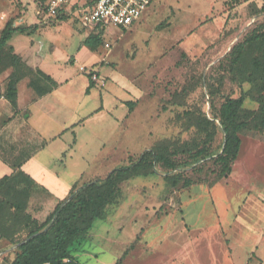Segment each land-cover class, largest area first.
I'll list each match as a JSON object with an SVG mask.
<instances>
[{
	"label": "rangeland",
	"instance_id": "obj_1",
	"mask_svg": "<svg viewBox=\"0 0 264 264\" xmlns=\"http://www.w3.org/2000/svg\"><path fill=\"white\" fill-rule=\"evenodd\" d=\"M263 3L154 0L128 28L105 26L102 44L91 50L83 43L90 27L83 26L80 11L68 9V17L54 24L53 16L38 14L39 0H0V29L9 18L35 24L29 33L12 35L16 53L37 51L45 56L41 69L73 82L61 120L78 121L75 148L60 157L73 137L68 129L62 143L37 150L27 166L30 174L58 200L75 182L104 177L160 138H188L192 129L176 119L181 108L169 103L171 94L197 83L185 100L209 115L204 80L222 73L221 59L233 44L264 28ZM90 71L94 86L85 93L80 84H87ZM249 86L226 77L221 94L237 97ZM214 99L218 106L220 94ZM126 100L136 101L131 112ZM244 106L257 104L246 99ZM37 137L33 143L40 144L42 135ZM221 139L218 132L213 152ZM201 167L187 166L184 172L193 179L187 188L172 190L161 170L123 182L102 218L73 244L72 255L81 264H264V131L241 137L226 178H216L210 160H202ZM45 168H55L58 177L41 179ZM54 205L35 198L31 210L41 221ZM15 246L0 239V264L13 258Z\"/></svg>",
	"mask_w": 264,
	"mask_h": 264
},
{
	"label": "trees",
	"instance_id": "obj_2",
	"mask_svg": "<svg viewBox=\"0 0 264 264\" xmlns=\"http://www.w3.org/2000/svg\"><path fill=\"white\" fill-rule=\"evenodd\" d=\"M261 9L264 10V3ZM44 12L40 6L38 14ZM67 17V13L59 11L51 21L55 24ZM34 25L20 27L9 18L0 29V74L11 69L3 94L13 109L18 107V85L21 81H25L34 97L50 92L57 85L42 70L28 66L9 44L14 33H29ZM89 29L83 43L95 50L102 44L103 29L96 25ZM220 68L222 73L214 80H204L209 115L185 100L197 83L181 86L168 100L171 105L181 108L175 117L182 121L186 131L192 129L188 138H160L104 177L80 185L75 182L68 195L57 202L41 221L27 211L34 185L32 178L22 170L0 177V239L16 245L13 258L7 264H81L72 255L71 247L91 229L96 219L102 218L125 181L152 176L161 170L172 190L187 188L193 184V179L186 175L185 169L190 166L191 170L201 171L202 160L211 161V171L217 179L226 178L238 155L241 137L264 131V28L252 29L233 44L223 55ZM92 74L91 71L87 73L89 82L85 93L94 85ZM226 77L238 84L248 83L249 89L242 90L237 97L221 94ZM218 94L222 100L216 106L214 98ZM246 99L256 103V108L244 106ZM123 103L131 112L136 101ZM100 109L101 106L96 111ZM218 132L222 134L221 144L213 152Z\"/></svg>",
	"mask_w": 264,
	"mask_h": 264
},
{
	"label": "crops",
	"instance_id": "obj_3",
	"mask_svg": "<svg viewBox=\"0 0 264 264\" xmlns=\"http://www.w3.org/2000/svg\"><path fill=\"white\" fill-rule=\"evenodd\" d=\"M41 5L42 3H40V6ZM16 21L17 19L14 23H16ZM14 25L27 27L26 24L21 22H17ZM13 50L16 53L14 47ZM24 53L25 54L23 55L16 54H18L28 66L38 68L48 74L57 85L53 87L50 92L40 97H34L32 91L26 87L25 81H21L18 85V107L17 109H13L3 94L6 78L11 69L9 68L0 74V177L14 174L17 170H22L32 178L34 185L28 198L27 211L34 218L39 220L40 216L31 210V202L35 200V198L38 199V202L47 203L52 201L56 204L66 196L62 199L53 200V195L49 193L43 185H39V179L36 180L30 174L27 166L31 161H35L37 155L36 152L39 148L46 147L50 142L59 139L61 142V139H63V133L68 129L72 132L73 137L66 149L61 152L60 157L66 155V152L69 149L75 148L77 136L73 127L78 125V121L66 125L65 123L63 124V120H61V114H63V111L66 108L67 98L71 99L73 97L70 96L73 82H71L69 78H65L61 81L60 79L57 80L52 75L53 73H48L41 69L40 65L43 63V60H45V56H39L37 51L31 49ZM88 82L89 80L87 77V84H80V88L81 90H84V92ZM21 83L23 84L20 89L19 87ZM42 124L45 127L43 129H41L43 127ZM38 135H42L43 140L40 144H35L33 143V140L34 138L38 139ZM63 146H65V144ZM42 172H45L41 176V179L43 178V180H45L46 177H58V172H56L55 168L51 170L45 168ZM259 223L257 225H259ZM261 232H264V227L261 229Z\"/></svg>",
	"mask_w": 264,
	"mask_h": 264
},
{
	"label": "built area",
	"instance_id": "obj_4",
	"mask_svg": "<svg viewBox=\"0 0 264 264\" xmlns=\"http://www.w3.org/2000/svg\"><path fill=\"white\" fill-rule=\"evenodd\" d=\"M43 0L42 7L49 16L59 11L68 13V9L81 12L83 26H98L104 29L107 25L128 28L140 19L154 0ZM83 70V67H80ZM95 79V74L91 76Z\"/></svg>",
	"mask_w": 264,
	"mask_h": 264
}]
</instances>
